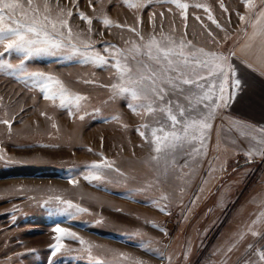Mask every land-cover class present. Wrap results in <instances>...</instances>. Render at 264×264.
I'll return each mask as SVG.
<instances>
[{"label": "rangeland", "instance_id": "rangeland-1", "mask_svg": "<svg viewBox=\"0 0 264 264\" xmlns=\"http://www.w3.org/2000/svg\"><path fill=\"white\" fill-rule=\"evenodd\" d=\"M34 2L41 6L47 3L53 17L71 10L68 20L73 33L87 43L89 52L99 53L107 63L96 64L81 55L71 60L60 56L25 61L30 70L54 75L69 95L86 97L79 102V109L75 102L61 107L59 95L55 101L46 100L39 86L11 70L0 71V120L12 121L10 125L0 123V150L21 161L7 164L0 160V264H49V257L55 264H94L86 245L69 236L62 240L65 248L51 256L56 223L91 243L93 253L109 264H114L116 252L144 264H168L169 255L171 264L258 260L256 252L264 246V161L231 158L228 169L209 187L212 175L219 171L209 175L204 169L203 179H197L196 172L190 175L180 165V160L188 157L186 151L190 155L199 147L195 141L178 148L174 156L162 153L159 160L153 159L157 155L153 129L157 135L170 131L182 135V127L173 129L167 112L160 109L170 106L176 114L177 103L188 109L189 86H183V93L169 86L163 101L154 98L156 111L149 113L141 107L147 101L134 100L131 93L115 95L111 85L120 82L117 59L131 67L133 75L138 72L137 61L158 68L146 54L127 51L142 43L132 27L143 35V43L153 35L167 43L161 38L163 33L177 42L182 38L191 41L192 47L227 54L252 29L249 17L254 19L258 14L260 0H255L252 11L244 0H180L188 5L186 10L170 0ZM221 2L227 11L220 7ZM198 4L206 7H196ZM182 11L186 15H181ZM80 12L91 24L79 16ZM209 13L220 28L208 19ZM240 15L246 20L241 21ZM105 18L111 25L104 24ZM118 51L123 55L117 56ZM3 58L16 65L22 56L3 53ZM210 86L209 79L205 90ZM227 109L218 111L208 139L214 140L208 162H214L215 169L224 160L217 143ZM105 161L113 163V168L102 169L103 181L85 179L88 166ZM115 168L125 176L118 175ZM172 189L187 194L172 195ZM54 196L88 211L73 218L50 215L43 201ZM194 199L193 204L190 201ZM161 206L166 211L158 210Z\"/></svg>", "mask_w": 264, "mask_h": 264}, {"label": "snow or ice", "instance_id": "snow-or-ice-1", "mask_svg": "<svg viewBox=\"0 0 264 264\" xmlns=\"http://www.w3.org/2000/svg\"><path fill=\"white\" fill-rule=\"evenodd\" d=\"M170 2L182 10L188 8V5L181 3L180 0H170ZM244 5L250 11L256 9L255 0H244ZM196 7L206 6L198 4ZM220 7L227 11L223 2H221ZM71 15V10L66 12L62 10L60 15L53 17L47 3L41 6L35 3L34 0H27L26 3L23 0H0V46L3 47V53L11 54L15 52L22 56L20 62L13 65L3 58V53H0V71L11 70L18 73L24 81H31L39 86L46 100L55 101L57 95H59L61 107L66 102L68 104L75 102L77 109H79V102L86 99V97L69 95L68 90L54 75L39 70H30L25 64V61L30 58L62 56L67 60H71L76 55L84 56L96 64L107 63L105 57L99 53L89 52L87 43L78 34L73 33L68 20ZM181 15H186V12L182 11ZM79 16L91 24V19L83 12H80ZM239 18L241 21L246 20L244 15H240ZM208 19L216 24L218 28L221 27L210 13ZM103 22L105 25H111L112 23L107 18ZM249 23L252 27V33L249 37V43L244 45V49H251L254 43L259 40L255 62L244 59L243 56H237L233 50H229L227 54L206 51L202 47H192L191 41H185L182 38L177 42L171 37H164L163 33L160 34L161 38L166 39L167 43H162V40L157 39L155 35L151 36L146 43H143V35L135 27L131 28V31L139 37L142 43L127 51L146 54L148 59L154 62L158 68L152 69L143 61H137L138 72L133 75L131 67L126 63L122 64L121 60L117 59L115 67L118 70L120 82L111 85L114 94L131 93L132 99L147 101L141 107L145 108L147 112L153 113L156 111L153 107L155 99L163 101L166 89L169 86L172 90L179 89L182 93L184 92L183 86H189L186 95V99L189 101L188 109L179 105V103L176 104L178 109L176 114L170 106L160 109L167 112L173 129L177 126L182 127V135L176 131L157 135V130L153 129V143L157 153L153 159L159 160L162 153L165 155L172 153L174 156L178 148H183L185 144H190L192 141H198L199 147L194 148L190 155L193 158L201 154L206 155L207 144L205 141L210 137V130L218 111L229 108L230 104L235 102L238 97H242L243 94L247 93L252 87L250 76L253 78L259 77L261 93L264 96V0H260V10L258 14H255L254 19L249 17ZM81 45H84V47L82 48ZM144 49H146V52L143 51ZM244 49H242V52ZM121 55L123 53L118 51L117 56ZM133 59H135V56H133ZM236 61L244 64L249 71L238 70ZM209 79L211 80V86L205 90V82ZM171 103L169 101V105ZM201 104L203 105L202 108L199 107ZM127 106L133 107L131 104ZM69 114L72 115L73 113L70 112ZM80 118L83 119V116ZM0 123L10 125L12 121L5 118L0 120ZM261 132L264 133V128L261 129ZM140 134L143 135L142 132ZM260 144L262 147L255 154H258L264 161V139H261ZM246 155L252 158L254 153L249 151ZM0 160L7 164L21 163V161L6 156L2 150H0ZM88 167L89 172L85 176L86 180L103 181L105 177L102 174V169H112L113 163L105 161L103 165L94 163ZM224 167L225 163L222 162L220 170L223 171ZM114 170L118 175L125 176L119 168ZM215 170L210 166L209 175ZM68 179L71 183H76L74 178L68 177ZM190 202L194 204L195 199ZM43 206L50 215L66 214L69 218L88 211L59 196L49 197L43 201ZM70 209H75V211H69ZM158 210L166 211L162 206ZM100 222L97 221L96 223ZM53 231L57 235L55 236V243L50 245L51 256H56L58 252L65 248L62 240L65 236H69L78 239L80 244L86 245L87 256L94 264H109L107 259L93 253L94 246L91 243L78 237L75 232L61 227L60 223L55 224ZM165 234L167 233L165 232ZM135 235H139V233H135ZM139 246L145 247L143 244ZM249 247L251 248L252 245H249ZM148 250L152 251L151 249ZM108 251L113 250L108 249ZM155 252L162 259L165 258L164 253L160 252L159 249H155ZM256 255H258V260L249 259L245 261V264H264V246L257 250ZM166 259L168 264H171L172 257L169 255ZM113 261L114 264H144V261L132 258L122 252L114 253ZM49 264H55L51 257H49Z\"/></svg>", "mask_w": 264, "mask_h": 264}, {"label": "crops", "instance_id": "crops-1", "mask_svg": "<svg viewBox=\"0 0 264 264\" xmlns=\"http://www.w3.org/2000/svg\"><path fill=\"white\" fill-rule=\"evenodd\" d=\"M252 33V29L249 31L245 39L240 41L234 49L237 56H243L244 59L256 61L257 47L259 40H257L251 49H244V45L249 43V37ZM242 49L243 52H242ZM238 70H243L245 72L249 71L244 64L240 61H236ZM252 87L247 91L246 94H243L242 97L230 104V107L227 109V112L223 115V119L220 124V129L218 131V147L219 151L224 155L218 167L215 171H219L220 174L212 175V183H209V187L217 180L220 175L228 169L230 166L229 160L231 158L238 159H261L257 153L262 145L260 144L261 139H264V133L261 132V129L264 128V96L261 93V85L259 82V77L253 78L249 77ZM211 132V131H210ZM199 146V142L195 141ZM207 144L206 148V158L192 157L189 155V151H186L185 160H180V165L189 171L190 175H194L195 172L198 175L197 179H203L204 169L209 174L210 166L213 167L214 162H208V153L210 152L211 147L214 144V140L210 139L205 141ZM221 148H224L222 150ZM252 151L254 156L249 158L246 153ZM192 153V151H191ZM190 153V154H191ZM182 154V151H181ZM227 156L229 158H227ZM225 163L224 170H220L221 163ZM182 189V188H181ZM184 190V189H182ZM172 195L179 193L181 195L187 194L185 191H180L178 189L171 190ZM189 192V191H188ZM190 194V192L188 193ZM264 198V197H263Z\"/></svg>", "mask_w": 264, "mask_h": 264}]
</instances>
